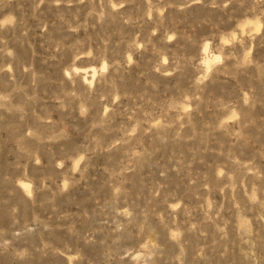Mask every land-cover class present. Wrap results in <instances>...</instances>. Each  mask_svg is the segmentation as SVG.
<instances>
[{
	"label": "rangeland",
	"instance_id": "obj_1",
	"mask_svg": "<svg viewBox=\"0 0 264 264\" xmlns=\"http://www.w3.org/2000/svg\"><path fill=\"white\" fill-rule=\"evenodd\" d=\"M0 264H264V0H0Z\"/></svg>",
	"mask_w": 264,
	"mask_h": 264
}]
</instances>
